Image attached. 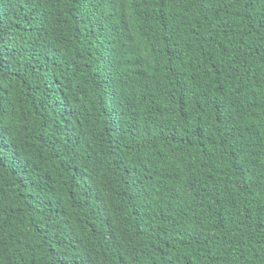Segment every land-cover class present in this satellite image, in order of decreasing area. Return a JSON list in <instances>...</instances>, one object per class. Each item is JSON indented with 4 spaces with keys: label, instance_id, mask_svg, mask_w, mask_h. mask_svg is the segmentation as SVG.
<instances>
[{
    "label": "trees",
    "instance_id": "obj_1",
    "mask_svg": "<svg viewBox=\"0 0 264 264\" xmlns=\"http://www.w3.org/2000/svg\"><path fill=\"white\" fill-rule=\"evenodd\" d=\"M0 264H264V0H0Z\"/></svg>",
    "mask_w": 264,
    "mask_h": 264
}]
</instances>
